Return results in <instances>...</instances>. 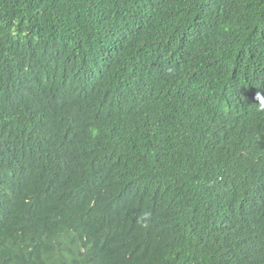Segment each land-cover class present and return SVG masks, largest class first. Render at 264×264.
Listing matches in <instances>:
<instances>
[{"label": "trees", "instance_id": "trees-1", "mask_svg": "<svg viewBox=\"0 0 264 264\" xmlns=\"http://www.w3.org/2000/svg\"><path fill=\"white\" fill-rule=\"evenodd\" d=\"M258 92L264 0H0V264H264Z\"/></svg>", "mask_w": 264, "mask_h": 264}, {"label": "clouds", "instance_id": "clouds-1", "mask_svg": "<svg viewBox=\"0 0 264 264\" xmlns=\"http://www.w3.org/2000/svg\"><path fill=\"white\" fill-rule=\"evenodd\" d=\"M256 97L260 98L259 109L264 110V95H261L259 92L256 94ZM147 216V214H145Z\"/></svg>", "mask_w": 264, "mask_h": 264}, {"label": "bare ground", "instance_id": "bare-ground-1", "mask_svg": "<svg viewBox=\"0 0 264 264\" xmlns=\"http://www.w3.org/2000/svg\"><path fill=\"white\" fill-rule=\"evenodd\" d=\"M67 209V208H66Z\"/></svg>", "mask_w": 264, "mask_h": 264}]
</instances>
